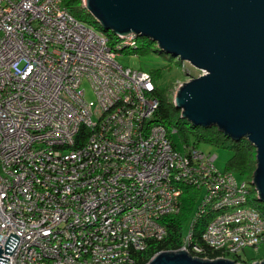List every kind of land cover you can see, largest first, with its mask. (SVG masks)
I'll use <instances>...</instances> for the list:
<instances>
[{
	"label": "built area",
	"instance_id": "built-area-1",
	"mask_svg": "<svg viewBox=\"0 0 264 264\" xmlns=\"http://www.w3.org/2000/svg\"><path fill=\"white\" fill-rule=\"evenodd\" d=\"M136 36L110 43L63 0H0V248L18 236L0 252L9 264H137L167 236L185 186L201 197L180 249L227 257L264 243L254 184L190 141L179 150L177 128L155 119L152 73L118 63Z\"/></svg>",
	"mask_w": 264,
	"mask_h": 264
},
{
	"label": "water",
	"instance_id": "water-1",
	"mask_svg": "<svg viewBox=\"0 0 264 264\" xmlns=\"http://www.w3.org/2000/svg\"><path fill=\"white\" fill-rule=\"evenodd\" d=\"M105 31L145 36L204 73L183 82L173 99L192 125L215 126L255 147L251 182L264 203V0H83ZM10 231L0 252L10 254ZM0 264L9 257L0 254ZM144 264H242L185 249L162 250ZM252 264H264V257Z\"/></svg>",
	"mask_w": 264,
	"mask_h": 264
},
{
	"label": "trees",
	"instance_id": "trees-1",
	"mask_svg": "<svg viewBox=\"0 0 264 264\" xmlns=\"http://www.w3.org/2000/svg\"><path fill=\"white\" fill-rule=\"evenodd\" d=\"M63 4L70 10V12L77 18L84 19L87 16H91L88 10L83 5V0H63ZM105 31V30H104ZM109 36L110 43H113L119 39L111 31H105ZM154 41L145 36L137 35L135 38V44L125 47L121 51H128L130 53L146 52L150 49L151 44ZM154 80L158 77V73L152 74ZM171 85V83H168ZM169 87L160 88L156 87V96L159 100L158 107L155 112V119L162 123L168 131L172 127L177 128V133L180 136L183 143L189 142V135L193 134L195 140L193 143L196 146L199 141H217L219 138H223L228 141L229 147L234 150V154L227 164V169L239 170L241 172H247L251 178L256 167V150L254 146L246 138L232 139L224 135L215 126L202 127L199 125H192L189 121L180 116V109L176 108L173 99L169 95ZM198 192L191 186H185L183 194L181 196L180 210L175 214H169L164 217L168 225V234L166 237L160 240H151L146 249L137 253V264H144L157 252L162 250H176L181 246V235L183 226L195 204ZM256 201L260 202L258 198ZM258 206V204H257ZM259 207V206H258ZM261 209V207H259ZM196 237L200 238L198 234ZM199 244L203 245L201 239H197ZM195 253V252H193ZM198 256L213 258L221 255V251H213L208 247H205L204 251L195 253ZM226 256V254H224ZM264 253L261 255L263 256ZM228 258L233 259L236 262L243 264H251L249 261L242 257L240 253L236 255H227ZM264 257V256H263ZM249 259V258H248Z\"/></svg>",
	"mask_w": 264,
	"mask_h": 264
},
{
	"label": "rangeland",
	"instance_id": "rangeland-1",
	"mask_svg": "<svg viewBox=\"0 0 264 264\" xmlns=\"http://www.w3.org/2000/svg\"><path fill=\"white\" fill-rule=\"evenodd\" d=\"M83 21L87 23L88 26H92L95 29L102 27L101 24L96 21L92 15L85 17ZM116 59L119 64L125 67L148 71L152 74L157 72L158 77L155 80L157 87H169L168 91L172 99L175 98L177 90L183 82L188 81L192 77H196L203 73V70L194 67L189 62L181 61L178 57H175L161 50L157 46L156 42H153L150 49H148L146 52L130 53L128 51H121L117 54ZM168 83H171V85H168ZM82 86L85 88L86 98L88 100L94 99V93L92 88L90 87V84L85 80L82 83ZM171 138L175 142L178 149L182 151L183 142L178 133H173L171 135ZM189 140L190 142H193L195 140V136L193 134H190ZM228 143L229 142L224 140L223 138H219L217 141L212 142L199 141L196 147L200 151H203L205 154L215 155L214 162L216 167L220 170H224L227 169V164L234 154V150L229 147ZM253 151H255V149ZM229 170L234 173L238 181H246L252 187V178L247 172H241L237 169ZM250 196L255 198V191H252L250 193ZM199 197H201V193H198L195 201H197ZM256 204H258V206L261 207V210L264 211V203L262 201H256ZM189 226L190 221H185L183 226L184 234L188 233ZM263 253L264 243L260 244L257 248L247 247L245 251L241 253V255L243 258L252 261L253 263L254 261L261 260L264 256H261Z\"/></svg>",
	"mask_w": 264,
	"mask_h": 264
}]
</instances>
